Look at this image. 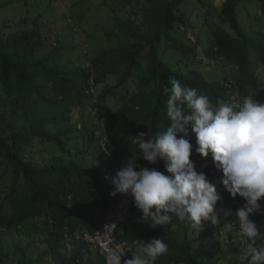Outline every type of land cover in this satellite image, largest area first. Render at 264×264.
I'll use <instances>...</instances> for the list:
<instances>
[{
	"label": "trees",
	"instance_id": "trees-1",
	"mask_svg": "<svg viewBox=\"0 0 264 264\" xmlns=\"http://www.w3.org/2000/svg\"><path fill=\"white\" fill-rule=\"evenodd\" d=\"M112 1L104 2L113 7L110 12L116 1L132 2ZM144 1L141 18L115 20L109 44L94 56L79 52L72 35L59 32L50 39L54 15L52 21L44 14L26 16L17 30L0 29V169L8 179L0 181V229L24 241L11 251L0 247V264H106L100 244L86 239L125 195H110L106 177L115 176L136 150L133 136L169 126L163 89L171 87L170 77L196 87L213 106L246 96L264 102V0H225L220 8L196 0L208 8L197 16L192 0ZM256 3L261 13L252 15L250 5ZM88 39L94 41L92 35ZM206 59L214 63L210 70ZM191 142L195 145L194 136ZM191 159L221 185L211 156L194 153ZM137 163L164 171L163 161ZM227 199L222 231L207 227L195 236L191 223L175 218L164 228H151L139 222L133 200L119 231L131 242L161 237L169 250L155 264H232L231 256L239 264L237 242L245 244L230 202L245 201L238 195ZM261 204L264 209V200ZM250 218L264 237V212ZM222 233L228 234L224 248ZM206 240L219 252L215 261L212 250L205 254Z\"/></svg>",
	"mask_w": 264,
	"mask_h": 264
},
{
	"label": "clouds",
	"instance_id": "clouds-1",
	"mask_svg": "<svg viewBox=\"0 0 264 264\" xmlns=\"http://www.w3.org/2000/svg\"><path fill=\"white\" fill-rule=\"evenodd\" d=\"M168 84L171 87L163 91L168 97L169 126L133 136L131 144L136 150L121 162L115 176L106 177L113 188L110 195L125 194L120 202L130 195L141 213L139 222L151 228H164L173 218L193 227L206 221L216 225L220 220L216 205L222 196L227 201L228 195H238L245 203L233 200L230 206L237 208L240 240L246 247L238 256L239 264H264V237L250 218L264 212V102L246 96L240 102L217 101L213 106L206 95L178 78L170 77ZM194 153L201 158L211 156L213 166L222 173L219 187L197 170L191 159ZM139 159L151 165L163 161L164 171L140 166ZM119 236L118 230L120 246L135 240L137 246L130 252L109 249L106 264H155L169 250L161 237L131 242Z\"/></svg>",
	"mask_w": 264,
	"mask_h": 264
},
{
	"label": "rangeland",
	"instance_id": "rangeland-1",
	"mask_svg": "<svg viewBox=\"0 0 264 264\" xmlns=\"http://www.w3.org/2000/svg\"><path fill=\"white\" fill-rule=\"evenodd\" d=\"M142 1L143 0H132V2L126 6H122L120 2L116 1L114 2V11L110 12V9L112 10L113 7H106L107 5H104L105 0H0V29L6 32L15 31L20 26V20L26 16L35 18L44 14L51 21L55 17V23H52L49 26L50 39L60 36L59 32H61L64 37L72 35L75 39V44H78L77 48L79 52H82L86 56H94L101 47H106L109 44L108 34L114 30L117 20L123 21L129 18H141V9L146 2L144 1L142 3ZM205 1L209 6L211 5L219 8L225 2V0ZM23 2H26L24 6ZM191 5L196 9V16L200 13L203 15L207 14L208 8H201L196 0H192ZM88 8L93 10L89 12ZM209 9H211V7ZM250 9L253 12L252 15L255 13H261V5L259 3L250 5ZM81 14L84 15L82 18ZM70 15L73 16V22L71 21ZM61 17L66 18V21L61 20ZM75 23L80 26L76 30L71 28V24ZM184 30L185 28H181L180 30H177L176 33L180 34L184 32ZM188 30L190 32L189 38L195 42L198 37L194 34L191 28L188 27ZM91 35L94 37V41L88 39ZM185 43L190 44V40L185 39ZM197 50L198 52H201L200 47H198ZM207 61L208 60L206 59L204 62L206 70H210L214 67V63L209 64ZM0 181L8 182L6 176L2 177V169H0ZM225 205L226 199L222 196V201L217 203L215 210L216 215L220 218L219 222L216 225H213L210 221H206L203 222L201 226L194 227L197 230L195 236H200V232H205L204 229L207 227L215 232L220 229L221 222L226 216ZM220 230L222 231L223 229ZM221 236L225 240V242H221L222 247L224 248L228 234L222 233ZM119 238L122 241L127 240L123 233H120ZM206 238L209 237L206 236ZM213 240H217V235L214 236ZM234 242H237L236 238L234 239ZM15 243L17 245H23L24 241L20 237L15 238L13 233H7L5 229H0V247L11 251L15 247ZM237 246L240 250L238 249V251H235L234 255L238 259L239 254L245 250V246L239 241L237 242ZM204 248L207 249L205 254H208L212 250V253L215 254V256H213V260L215 261L219 252L215 248L214 243L206 240ZM220 253L224 254V251H220ZM234 259V256H231L232 264Z\"/></svg>",
	"mask_w": 264,
	"mask_h": 264
},
{
	"label": "built area",
	"instance_id": "built-area-1",
	"mask_svg": "<svg viewBox=\"0 0 264 264\" xmlns=\"http://www.w3.org/2000/svg\"><path fill=\"white\" fill-rule=\"evenodd\" d=\"M132 197L126 195L120 202L119 206L111 212L106 218L100 229L97 230L95 236H87L86 239L91 242H97L101 246L102 253L106 256L107 251L111 248L130 252L136 245L137 240L132 245L123 243L121 246L118 241V230L120 225L127 219L130 214ZM122 247V248H121ZM128 254V253H126Z\"/></svg>",
	"mask_w": 264,
	"mask_h": 264
}]
</instances>
